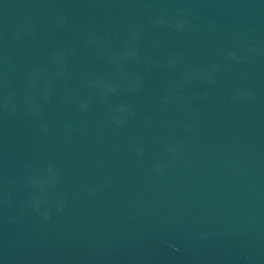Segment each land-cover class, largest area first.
<instances>
[{"label":"water","instance_id":"obj_1","mask_svg":"<svg viewBox=\"0 0 264 264\" xmlns=\"http://www.w3.org/2000/svg\"><path fill=\"white\" fill-rule=\"evenodd\" d=\"M0 264H264V0H0Z\"/></svg>","mask_w":264,"mask_h":264}]
</instances>
